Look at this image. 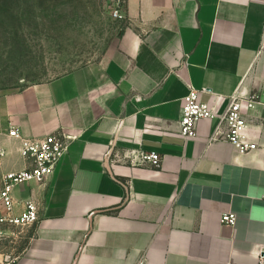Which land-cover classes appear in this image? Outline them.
Here are the masks:
<instances>
[{"label":"crops","instance_id":"0c3cea01","mask_svg":"<svg viewBox=\"0 0 264 264\" xmlns=\"http://www.w3.org/2000/svg\"><path fill=\"white\" fill-rule=\"evenodd\" d=\"M124 3L127 26L104 60L0 95V185L4 174L29 166L20 139L9 136L12 128L29 140L73 137L45 183L13 191L15 213L32 200L39 221L24 228L29 235L15 254L0 250V261L258 264L264 0ZM189 88L217 114L233 93L257 94L245 112L257 148L242 155L221 138L209 142L217 119L199 122L195 139H182L179 118ZM132 151L158 153L163 162L132 165ZM229 212L237 215L232 228L220 221Z\"/></svg>","mask_w":264,"mask_h":264},{"label":"rangeland","instance_id":"374dc122","mask_svg":"<svg viewBox=\"0 0 264 264\" xmlns=\"http://www.w3.org/2000/svg\"><path fill=\"white\" fill-rule=\"evenodd\" d=\"M124 9V0H0V95L104 60L127 26ZM23 230L2 235L0 250L22 248Z\"/></svg>","mask_w":264,"mask_h":264},{"label":"built area","instance_id":"2783aa9c","mask_svg":"<svg viewBox=\"0 0 264 264\" xmlns=\"http://www.w3.org/2000/svg\"><path fill=\"white\" fill-rule=\"evenodd\" d=\"M112 16L115 19L121 18V10L115 9ZM199 93V91L189 88L188 95L183 98L179 118V136L185 141L195 139L199 122L217 119V125L209 142L221 138L239 154L245 155L254 151L257 145L249 136L245 112L253 109L259 101V96L255 93L243 96L235 92L228 97L226 109L221 114H217L212 104L203 103L199 100ZM9 136L20 139L21 154L28 161L29 166L23 171L9 172L2 176L0 185V237L11 229L30 228L38 223V208L32 200L25 202L24 209L20 214L15 213L13 191L27 183H45L54 174L73 140L72 136H66L62 133H52L39 140H29L21 138L13 128L9 131ZM131 157L130 163L132 165L148 164L153 168H159L163 162V157L155 152L135 153L132 151ZM220 221L223 226L232 228L237 223V215L231 212L224 213L221 215ZM0 264H16V262L13 259L5 258L0 261ZM258 264H264L262 251L259 253Z\"/></svg>","mask_w":264,"mask_h":264}]
</instances>
